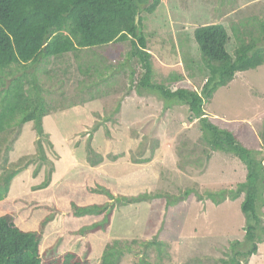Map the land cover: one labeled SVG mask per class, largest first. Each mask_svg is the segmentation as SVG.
Returning a JSON list of instances; mask_svg holds the SVG:
<instances>
[{"label":"rangeland","instance_id":"obj_1","mask_svg":"<svg viewBox=\"0 0 264 264\" xmlns=\"http://www.w3.org/2000/svg\"><path fill=\"white\" fill-rule=\"evenodd\" d=\"M142 19L153 80L170 89L200 90L207 70L193 40V29L222 23L229 32L232 24H250L256 32L261 31L264 0H161L156 10L144 13ZM235 46L230 35L226 49L232 55ZM129 52L128 41L112 42L86 49L78 61L68 53L54 62L40 60L30 65L27 73L37 75L38 92L51 109L42 119L48 139L40 137L43 155L49 161L36 156L42 152L37 149L39 135L32 121L5 130L0 135V174L20 169L5 198L18 197L25 207L41 205L30 211V223L49 214L41 245L43 254L51 257L64 230V212L56 210V205L66 200L99 201L76 186L85 178L108 184L116 195L144 191L164 192L165 199L180 195L171 208L172 215H165L160 198L117 207L109 232L89 235L94 248L89 264H101L105 246L115 240L130 246L124 248L116 264H223L230 242L242 240L245 233L240 210L244 194L234 199L229 196V190L244 181L245 165L234 154L212 150L206 144L200 123L191 120L186 104L137 86L142 69ZM88 61L111 66L106 80L80 73L78 64ZM20 74L17 69L3 83L8 85ZM204 111L212 123L232 131L264 164L259 138L264 120V64L236 73L205 103ZM89 145L101 155L98 164L91 165L88 160ZM51 169V180L42 185L45 172ZM191 187L201 194L206 189L226 188L228 192L214 203L194 193L184 197L183 191ZM2 204L0 213L10 206ZM12 205L14 213L25 210ZM258 213L263 218V232L258 251L248 264H264V193ZM79 244L77 238L71 246Z\"/></svg>","mask_w":264,"mask_h":264},{"label":"trees","instance_id":"obj_2","mask_svg":"<svg viewBox=\"0 0 264 264\" xmlns=\"http://www.w3.org/2000/svg\"><path fill=\"white\" fill-rule=\"evenodd\" d=\"M161 0H0V135L12 126H21L32 121L39 139L38 152H42L40 137L48 139L44 132L42 119L51 112L40 96L35 73L28 75L30 65L45 60L54 62L64 54L71 53L78 61L80 53L112 42L128 41L129 56L140 64L142 73L137 86L156 92L166 100H176L186 104L191 120L198 119L202 137L212 150L234 154L246 168L244 181L229 190L234 199L243 192L240 210L244 214V237L229 244L227 258L223 264H248L249 258L258 251L260 233L263 232V218L258 206L263 201L264 164L261 157L243 145L229 129L212 123L204 111V105L210 101L216 90L228 85L238 72L257 68L264 64V23L261 31L256 32L250 24L222 23L199 25L192 31L193 40L200 52L207 75L200 90L180 86L170 89L153 80L151 54L147 51V37L143 32L144 13H153ZM138 14L136 24L135 17ZM234 37L233 55L226 49ZM94 58V57H93ZM21 74L3 83L16 70ZM109 64L101 61H88L78 64V70L87 78L106 80L110 71ZM133 70L130 75L133 76ZM27 82L28 87L25 86ZM117 108L115 111H117ZM259 138L264 149V120L259 130ZM49 142V140H48ZM41 161H49L42 153ZM207 158L209 157L206 154ZM88 160L91 165L98 164L101 155L90 145ZM264 158V156L262 155ZM53 168V163H50ZM36 175L38 167L34 168ZM20 169H8L0 174V204L10 203L0 213V264H89L94 248L90 234H106L113 223L117 207L140 202L163 200L165 215H172L171 208L182 196L171 195L165 199L164 192H140L136 195H116L111 186L98 182L95 178H85L76 186L89 195L99 198L98 202L78 203L74 200L63 201L55 209L64 212L63 232L56 254L46 257L43 254L41 237L49 214L36 223H30L31 210L39 204L25 207L18 197L6 199L13 177ZM51 170L45 172L42 185L51 180ZM197 189V187H193ZM192 187L183 191L187 197L194 193L199 199L210 198L219 203L228 192L226 188L206 189L203 194ZM226 189V190H225ZM164 199H163V198ZM24 212L14 213L13 205ZM0 205V207H2ZM79 238V245L71 244ZM137 242V240H133ZM155 244H161L155 240ZM150 245V242H145ZM127 243L115 240L107 244L102 252L101 264H116Z\"/></svg>","mask_w":264,"mask_h":264},{"label":"water","instance_id":"obj_3","mask_svg":"<svg viewBox=\"0 0 264 264\" xmlns=\"http://www.w3.org/2000/svg\"><path fill=\"white\" fill-rule=\"evenodd\" d=\"M135 22H136V24H137V22H138V14H137L136 17H135Z\"/></svg>","mask_w":264,"mask_h":264}]
</instances>
